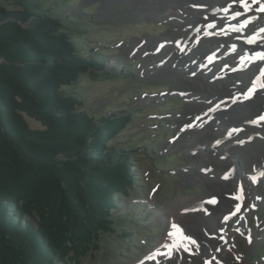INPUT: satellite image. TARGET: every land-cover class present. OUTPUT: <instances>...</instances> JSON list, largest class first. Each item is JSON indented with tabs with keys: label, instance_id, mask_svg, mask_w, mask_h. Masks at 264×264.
<instances>
[{
	"label": "trees",
	"instance_id": "obj_1",
	"mask_svg": "<svg viewBox=\"0 0 264 264\" xmlns=\"http://www.w3.org/2000/svg\"><path fill=\"white\" fill-rule=\"evenodd\" d=\"M28 1L0 0V264L78 263L107 237L127 235L115 213L137 178L129 150L112 144L132 115L96 118L66 92L105 67Z\"/></svg>",
	"mask_w": 264,
	"mask_h": 264
},
{
	"label": "rangeland",
	"instance_id": "obj_2",
	"mask_svg": "<svg viewBox=\"0 0 264 264\" xmlns=\"http://www.w3.org/2000/svg\"><path fill=\"white\" fill-rule=\"evenodd\" d=\"M28 2L38 3L60 18L76 45V51L84 58H93L98 65L105 67L102 74L91 72L81 77L72 87L66 89V92L77 93L84 103L82 109L96 118L121 111L132 115L129 130L123 132L112 144L113 148L125 147L129 150L137 178L131 197L127 199L121 197L119 199L121 208L115 213L119 229L120 227L124 229L127 235H111L113 237H107L102 241L98 252L89 253L78 263L74 261L70 263L138 264L143 261L141 264L161 262L170 264L171 256H165L160 261L155 255H149L158 243H165V238L169 239L172 218L171 213H168V205L174 203L180 196H205L206 190L214 187L213 183L206 184L204 178H198L207 176L203 170L191 169V163L184 154L183 146L181 147L183 143L181 141L186 139L185 135L176 144L177 147L171 149L178 140L179 131L184 132L192 127L190 123L192 118H185L191 110L186 99L190 93H182L185 89L177 86V76L169 72L172 63L166 65L164 62L168 59H164L163 56L168 47H178L175 39H171L169 35L173 32H183L182 23L174 24L164 19V14L161 13L164 9L162 11L161 8L151 9L152 0ZM187 3L189 9L204 19L206 7L210 5H216L220 9L224 7L220 6L219 0H212L210 4L205 0H187ZM220 27L221 25L218 28ZM198 31L199 27L189 28L191 35L197 34ZM170 39L172 41L168 42ZM221 46L223 52L230 47L227 43ZM135 47H138V50L132 51ZM233 47L234 50L237 48L236 45ZM198 49L204 51L205 44L198 46ZM175 54L177 53L174 51L173 55ZM188 64H191L190 61ZM202 64L196 69L207 79L212 75H216V79L226 76L220 69H208L205 61H202ZM180 67L183 71L184 63H181ZM229 67L226 66L225 69L229 71ZM237 67L232 70L238 71L240 68ZM220 73L221 75H218ZM204 81L201 77L198 81L201 90ZM228 96V99L236 97V102L240 101L239 95L234 97L232 93H228ZM215 99H212L210 104ZM237 117L242 118V114H238ZM27 119L31 128L42 129V125L35 119L29 117ZM251 123L252 121L245 123L243 128L251 130L259 126H252ZM218 124L217 120L213 126H219ZM243 128L237 131L240 132ZM258 142L264 143V138H251L245 142L248 146L245 151L240 150V146L235 147V151L247 155V150L253 146L252 144ZM192 156L198 158L199 155L193 153ZM243 178L248 180L249 176L245 174ZM261 181L263 187L258 197H255L254 190L248 187L246 202L252 213L248 215V208H245L234 214L225 215L223 217L225 229H216L214 232L209 226L212 220L205 219L209 213L203 212L201 206L187 210V214L178 213L179 217L174 215L177 223L174 232L181 236L180 244L187 241L186 247L196 251L203 264H264V178H261ZM208 200H204V205H211L212 201L213 203L216 201L208 203ZM226 216H229V219H225ZM235 229L241 230L237 233L238 239L233 243L230 238L235 235L233 234ZM220 233L222 236L218 238ZM216 238L222 245L212 253L209 246L215 245ZM193 240L196 243H192ZM205 249L209 254L204 259L202 255ZM217 254H220L221 262H215L213 258ZM206 260L210 263H206ZM192 264H197L196 260H192Z\"/></svg>",
	"mask_w": 264,
	"mask_h": 264
},
{
	"label": "bare ground",
	"instance_id": "obj_3",
	"mask_svg": "<svg viewBox=\"0 0 264 264\" xmlns=\"http://www.w3.org/2000/svg\"><path fill=\"white\" fill-rule=\"evenodd\" d=\"M152 1L153 5L151 9L160 10L161 8L160 11L164 9L161 12L164 14V19L172 23L174 22V24L182 23L181 28L184 30L183 32H173L169 35L171 39H175L174 42L178 47H168L167 51L163 53V56H165L164 59H168V61L166 60V62H164L166 65L172 63L169 72L177 76V86L185 89L182 93H190V96L186 97V99L188 103H190L191 110L185 115V118H192V121H190L192 127L187 128L184 132L182 130L179 131L178 140H176V143L171 149L174 150V148L177 147L176 144H178L179 140L185 135L186 139L181 141L183 142L181 147L183 146L184 154H186L185 156L188 157L191 163V169L199 168L200 171L203 170L204 175L207 176L197 177L204 178L206 184L209 182L213 183L214 187L207 189L205 196H180L174 203L168 205V213H171L170 216L172 218V227L168 232L169 239L165 238V243H158L154 250L152 249L153 251H150L149 255H155L160 261L165 258V256H171L170 264H192V260H196L197 264H203L200 260L201 258L197 257L196 251L186 247L187 241H182L180 244L181 236L174 232V228H177L174 215L175 217H179L178 213H180V215L185 214L184 212L187 210L195 206H201L203 212L209 213L205 219L208 218L212 220L209 222V226L214 232L216 229H225L226 225L223 217L239 212L241 209L245 208H248V215H250L252 211L249 209L248 203L246 202V197L248 196L247 192L252 188L254 190V196L258 197L263 187L259 177L264 175V143L258 142L252 144L253 146L247 150V155L236 152L235 147L240 146V150L244 149L245 151L248 147L245 144L247 140H251V138L253 139L255 137L264 138V124H258L259 126L254 125L258 127L251 130H245L243 128L245 127V123L253 121L260 113L264 112V73L258 70V66L264 67V61L255 62L253 59H247L249 57L254 58L256 52L264 51V33L260 32V29L264 28V13L256 11L255 9L259 7V5H254L252 11L244 14V16L239 19H234L233 16L230 15L231 12H235L237 9L243 12L244 10L238 6H234L232 0H219L221 1L220 6L226 8L230 6L234 8H231L225 15L223 12H214L216 5H210L205 9L204 19L194 10L189 9L190 7L188 6L187 0H165V2H160V0ZM205 1L208 4L212 3V0ZM249 2H251V0H249ZM247 17L252 18V23H250L249 27H240L239 32L232 30L229 31V33H222L220 31L222 28H218L219 26L217 24L216 26L206 24L218 22L222 25L223 23L225 24V22L232 21L233 25H236L239 21L244 22ZM203 23L205 25H203ZM193 26L195 28L199 27V31L197 34L193 33V35H191L189 34V28ZM253 34H258L256 38L252 39L254 42L252 44L246 43L245 41L250 38L248 36ZM171 39L168 40V42H171ZM226 43L229 44L230 47L223 52V47L221 45H226ZM201 44H205L204 51H199L198 49V46ZM234 45L237 46L236 50L232 49ZM137 50L138 47H135L132 51ZM174 51L177 54L173 55ZM188 58L189 60H187ZM189 61L191 64H188ZM202 61H205V64L208 65V69H220L221 73L226 76L218 79H216V75H212V77L208 79L202 76L196 69L197 66H201ZM181 63H184L185 66L183 71H181ZM240 64H243V67L234 72L232 69ZM226 66H230L229 71L225 69ZM178 68L180 71H178ZM221 73L218 75H221ZM260 74H263L262 79H260L261 82L258 84L256 92H252L251 89L254 86L253 83L255 78ZM200 77L202 80H205L202 85V90L199 89L198 83ZM228 93H232L234 97L239 95L240 101L234 102V99L231 97L226 101H221V99L229 97ZM223 95L224 97H222ZM212 99H215V101L210 104ZM238 114H242V118L239 119V117H237ZM193 115L194 117H192ZM217 120L220 125L218 124L219 126L215 127L213 124L216 123ZM239 123L242 124L238 125ZM239 128H243V130L238 132L237 129L239 130ZM217 142L218 146L215 145ZM193 153L199 155L198 158L193 157ZM211 173L215 175H208ZM245 174L249 176L248 180L243 178ZM254 176H258V178L254 180ZM198 178H196V180L200 181ZM241 188L243 189L242 192ZM240 192L243 198L242 204L235 199V196ZM206 196H213L214 198H206ZM207 199H209L208 203L212 200L216 201H214V203L212 201L211 205H204L203 202ZM193 204L195 205L192 206ZM237 208H239V211H236ZM187 213L188 212H186V214ZM173 225L176 227H173ZM242 225L243 224H241V226ZM245 226L247 227L248 225ZM235 230L236 231L233 232L235 235L231 238V235L228 237L233 243L238 239L237 233H239L238 231L241 229ZM221 236L222 234L220 233L218 238ZM209 238L211 239V237ZM218 238L215 239L214 246H209V250H211L212 253L217 251V248L222 245ZM208 254L209 252L205 249L202 257L205 259ZM219 256L220 254H217L213 257L215 262H221ZM142 262L143 261H140L138 264Z\"/></svg>",
	"mask_w": 264,
	"mask_h": 264
},
{
	"label": "snow or ice",
	"instance_id": "obj_4",
	"mask_svg": "<svg viewBox=\"0 0 264 264\" xmlns=\"http://www.w3.org/2000/svg\"><path fill=\"white\" fill-rule=\"evenodd\" d=\"M232 3H233L234 6H238L239 8L244 10L243 13H241L239 11L235 12L234 13V17H233L234 19L235 18H239L241 15L252 11L254 5H259V7H257L255 9L256 11H258L260 13H264V0H251V2H249V0H232ZM226 11H227V9H226ZM250 23H251V21L246 20L245 24H244V27H247ZM236 31L239 32L240 30L236 29ZM260 32L264 33V28H261ZM245 42L249 43V44H252L254 41L252 39H247ZM255 55L259 58L260 61H264V52H256ZM258 70L261 73H264V67H259L258 66ZM261 119L264 120V117H261ZM242 191H243V189L241 188V192ZM235 198L239 199V197H235ZM236 211H239V208H237ZM225 219H227V217H225ZM173 227H176V226L173 225ZM249 242L251 243V238L250 237H249ZM192 243H196V242L193 240Z\"/></svg>",
	"mask_w": 264,
	"mask_h": 264
}]
</instances>
